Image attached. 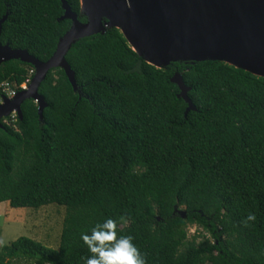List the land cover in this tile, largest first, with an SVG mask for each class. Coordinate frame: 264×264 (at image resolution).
I'll use <instances>...</instances> for the list:
<instances>
[{
    "label": "trees",
    "instance_id": "1",
    "mask_svg": "<svg viewBox=\"0 0 264 264\" xmlns=\"http://www.w3.org/2000/svg\"><path fill=\"white\" fill-rule=\"evenodd\" d=\"M5 13L0 43L40 61L70 26L60 0H0ZM65 60L76 89L52 68L42 116L25 99L0 127V202L64 206L58 248L20 236L0 245V264H84L81 234L108 218L145 264H264V77L217 60L157 68L115 27L77 39ZM30 67L1 62L0 84L19 89ZM191 224L201 231L189 238Z\"/></svg>",
    "mask_w": 264,
    "mask_h": 264
},
{
    "label": "water",
    "instance_id": "2",
    "mask_svg": "<svg viewBox=\"0 0 264 264\" xmlns=\"http://www.w3.org/2000/svg\"><path fill=\"white\" fill-rule=\"evenodd\" d=\"M70 26L58 39L52 55L40 61L24 49L0 43V63L19 59L34 68L27 88L11 97H2L1 119L12 111L22 118L21 103L33 99L38 116L46 106L38 86L52 68L63 69L72 88L76 89L74 72L65 60L70 46L79 38L117 28L130 48L147 63L163 68L170 62L224 61L237 68L264 77V0H79V15L60 0ZM84 16L85 21H80ZM0 18L1 24L6 19ZM113 18L121 26H105ZM126 32L140 51L133 45ZM171 82L178 87V97L187 103L185 113L195 109L189 99L181 73L175 72ZM184 216V211H179Z\"/></svg>",
    "mask_w": 264,
    "mask_h": 264
},
{
    "label": "rangeland",
    "instance_id": "3",
    "mask_svg": "<svg viewBox=\"0 0 264 264\" xmlns=\"http://www.w3.org/2000/svg\"><path fill=\"white\" fill-rule=\"evenodd\" d=\"M65 212L64 206L55 203L38 208H14L6 202H0V245L26 236L57 249ZM197 230L201 231L194 224L189 225L188 237L197 233Z\"/></svg>",
    "mask_w": 264,
    "mask_h": 264
},
{
    "label": "clouds",
    "instance_id": "4",
    "mask_svg": "<svg viewBox=\"0 0 264 264\" xmlns=\"http://www.w3.org/2000/svg\"><path fill=\"white\" fill-rule=\"evenodd\" d=\"M249 213L246 220H254ZM81 240L92 254L84 264H145L142 254L132 243L131 236H117L116 222L105 219L91 229L90 234H81Z\"/></svg>",
    "mask_w": 264,
    "mask_h": 264
},
{
    "label": "built area",
    "instance_id": "5",
    "mask_svg": "<svg viewBox=\"0 0 264 264\" xmlns=\"http://www.w3.org/2000/svg\"><path fill=\"white\" fill-rule=\"evenodd\" d=\"M33 74H34V68L30 67L27 71L25 80L21 84H19L18 86L19 89L17 88L15 84H13L10 81H4L3 83H1L0 84V102L2 101V97L11 98L20 89L27 88V85L29 84ZM17 118H18L17 114L14 111H12L7 117L2 118L1 121L4 123L10 124V123H13Z\"/></svg>",
    "mask_w": 264,
    "mask_h": 264
},
{
    "label": "bare ground",
    "instance_id": "6",
    "mask_svg": "<svg viewBox=\"0 0 264 264\" xmlns=\"http://www.w3.org/2000/svg\"><path fill=\"white\" fill-rule=\"evenodd\" d=\"M110 25H117V26H121V23H119L117 20L113 19V18H110L107 20V22L105 23V26H110ZM125 30V29H123ZM125 33L127 35V37L129 38V40L131 41L132 45H133V48L140 51L139 47L137 45H135V43L133 42V40L131 39V37L128 35V33L126 32L125 30Z\"/></svg>",
    "mask_w": 264,
    "mask_h": 264
},
{
    "label": "crops",
    "instance_id": "7",
    "mask_svg": "<svg viewBox=\"0 0 264 264\" xmlns=\"http://www.w3.org/2000/svg\"><path fill=\"white\" fill-rule=\"evenodd\" d=\"M6 203L9 205L8 201H6ZM10 206V205H9Z\"/></svg>",
    "mask_w": 264,
    "mask_h": 264
},
{
    "label": "flooded vegetation",
    "instance_id": "8",
    "mask_svg": "<svg viewBox=\"0 0 264 264\" xmlns=\"http://www.w3.org/2000/svg\"><path fill=\"white\" fill-rule=\"evenodd\" d=\"M80 17V16H79Z\"/></svg>",
    "mask_w": 264,
    "mask_h": 264
}]
</instances>
